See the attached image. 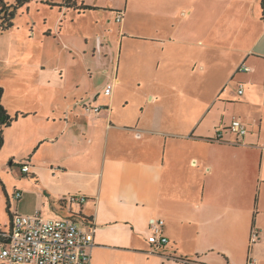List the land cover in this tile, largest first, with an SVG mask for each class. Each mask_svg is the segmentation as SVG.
<instances>
[{
  "label": "crops",
  "instance_id": "obj_1",
  "mask_svg": "<svg viewBox=\"0 0 264 264\" xmlns=\"http://www.w3.org/2000/svg\"><path fill=\"white\" fill-rule=\"evenodd\" d=\"M82 3L94 9L39 21L62 46L34 64L38 93L4 130V146L19 144L11 159L29 167L15 214L91 222L90 264H264L261 0H122L109 10L119 29L100 16L93 32L81 16L105 9ZM45 146L60 156L31 158ZM70 194L87 200L70 207ZM154 219L168 239L157 251Z\"/></svg>",
  "mask_w": 264,
  "mask_h": 264
},
{
  "label": "rangeland",
  "instance_id": "obj_2",
  "mask_svg": "<svg viewBox=\"0 0 264 264\" xmlns=\"http://www.w3.org/2000/svg\"><path fill=\"white\" fill-rule=\"evenodd\" d=\"M39 0H31L28 4V9L18 13L14 20V27L8 32L0 36V87L3 88L2 104L8 111L9 115H14L17 111L25 109L29 105L38 90L34 79H36V62H55L58 57V51L61 49V44L58 39L53 38L42 39L40 35V23L42 17L47 18V24L52 26L51 20L56 19V11H50L46 7L40 8L37 4ZM89 5L97 4L96 8L105 10H93L86 13L82 18L84 24L87 25L90 32L95 30V19L100 16L105 17V23L109 25L112 31L119 29V24L115 18L118 6L122 5V0H78ZM8 4H13L14 0H5ZM86 20V21H85ZM81 21V20H80ZM33 28V29H31ZM136 32H144V29L134 26ZM37 33L36 36L32 35ZM42 41V43H40ZM35 86H34V85ZM43 92L47 93L43 88ZM42 92V93H43ZM44 94V93H43ZM16 128L10 130V133H15ZM30 137L33 136L31 132ZM23 138V135L21 136ZM29 139V138H28ZM27 139V140H28ZM31 139V138H30ZM5 142V139H4ZM17 142H8L2 146L0 150V232L9 231L10 219L9 212L14 215L17 209V202L12 198L16 185L23 183L21 179V165H26L27 161L19 159L12 160L11 154H19ZM17 151V152H16ZM9 153L10 156H9ZM61 148L43 147L40 152L35 154L31 152V158L41 156L59 157ZM17 158V155H14Z\"/></svg>",
  "mask_w": 264,
  "mask_h": 264
},
{
  "label": "built area",
  "instance_id": "obj_3",
  "mask_svg": "<svg viewBox=\"0 0 264 264\" xmlns=\"http://www.w3.org/2000/svg\"><path fill=\"white\" fill-rule=\"evenodd\" d=\"M121 14L116 16L120 22ZM238 72H248L249 68L241 65ZM112 85H107L106 94H110ZM243 93L240 86L238 94ZM86 112L98 113L99 108L85 106ZM230 131L237 136L247 133L245 125L237 118L231 121ZM222 130H216V139L222 138ZM21 172L27 174L29 167L21 165ZM13 199L21 198L20 192L13 194ZM87 197L80 194H70L65 203L70 207L80 206ZM148 242L154 251L168 244L164 235V221L154 219L148 225ZM96 226L89 221H77L71 217L45 218L40 213L34 215H12L11 227L5 232L7 242L0 246V264H90V249L93 246ZM255 231H251L250 243L257 240ZM185 264V263H184ZM246 264H256V260L249 257Z\"/></svg>",
  "mask_w": 264,
  "mask_h": 264
},
{
  "label": "trees",
  "instance_id": "obj_4",
  "mask_svg": "<svg viewBox=\"0 0 264 264\" xmlns=\"http://www.w3.org/2000/svg\"><path fill=\"white\" fill-rule=\"evenodd\" d=\"M31 2V0H14L13 4H8L5 2V0H0V36L4 33L8 32L14 27V20L19 12L22 10L28 9V4ZM38 6L40 8L46 7L48 9H65L68 11H73L76 13H83L88 10H92L94 8L84 5L82 2H78V0H39L37 2ZM261 6L263 9V21H264V0H261ZM4 90L2 87H0V150L4 144V130L11 126V124L17 119V115L11 117L3 105L1 104V99L3 96ZM21 116H24L21 114ZM7 211L9 213V219H10V226L11 227V220H12V214L9 212V206L7 207ZM7 242V239L5 237V233L0 232V246L5 245ZM178 263H187L188 261L185 259L178 260ZM177 263V261H176ZM180 263V264H181Z\"/></svg>",
  "mask_w": 264,
  "mask_h": 264
}]
</instances>
